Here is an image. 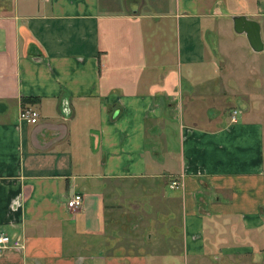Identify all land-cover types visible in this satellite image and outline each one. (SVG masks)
<instances>
[{"label":"crops","instance_id":"1","mask_svg":"<svg viewBox=\"0 0 264 264\" xmlns=\"http://www.w3.org/2000/svg\"><path fill=\"white\" fill-rule=\"evenodd\" d=\"M234 15L264 41V0H0V264H264V51Z\"/></svg>","mask_w":264,"mask_h":264},{"label":"built area","instance_id":"2","mask_svg":"<svg viewBox=\"0 0 264 264\" xmlns=\"http://www.w3.org/2000/svg\"><path fill=\"white\" fill-rule=\"evenodd\" d=\"M238 111L233 110L231 112V119L232 121L236 120V115ZM20 118L29 122V123H36L38 121V112L35 109H32L31 107H27L23 109L20 114ZM179 182L174 180L171 182V187L179 186ZM82 195L81 194H74L72 195L66 202L68 208L76 209L82 204ZM21 240L17 237H11L5 234L4 232H0V251L9 248V247H20L21 246Z\"/></svg>","mask_w":264,"mask_h":264},{"label":"water","instance_id":"3","mask_svg":"<svg viewBox=\"0 0 264 264\" xmlns=\"http://www.w3.org/2000/svg\"><path fill=\"white\" fill-rule=\"evenodd\" d=\"M233 29L237 33H244L252 50L264 51V41L260 33V24L245 15H234L232 17Z\"/></svg>","mask_w":264,"mask_h":264},{"label":"rangeland","instance_id":"4","mask_svg":"<svg viewBox=\"0 0 264 264\" xmlns=\"http://www.w3.org/2000/svg\"><path fill=\"white\" fill-rule=\"evenodd\" d=\"M230 121H232V119H231V113H230Z\"/></svg>","mask_w":264,"mask_h":264}]
</instances>
